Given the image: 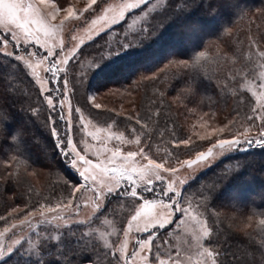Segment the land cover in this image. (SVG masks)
I'll return each instance as SVG.
<instances>
[{"label": "snow or ice", "instance_id": "obj_1", "mask_svg": "<svg viewBox=\"0 0 264 264\" xmlns=\"http://www.w3.org/2000/svg\"><path fill=\"white\" fill-rule=\"evenodd\" d=\"M66 2L0 0V55L20 62L30 70L27 74L38 86L42 101L51 113L46 126L56 148L81 177L79 184H73L66 178L63 180L64 192L54 197L55 205L49 199L47 204L37 201L38 207H12L8 216L0 214V221L8 225L0 230V259L10 254L14 246L20 245L24 239L20 236L11 244H6L5 237L9 232L17 236L18 233L13 230L23 232L25 227L35 229L39 223L64 221L67 224L65 216L58 210L79 215L83 208H90L87 219L74 222L91 223L93 218H99L98 213H105L103 210L111 197L119 196L106 211L110 210L112 219L103 221L110 229L100 233L103 248L89 240L90 232L85 233L73 242V245L80 244L81 247L73 246L57 252L55 259L60 264H81L82 261L97 264V257H100L102 264H137V258L139 264H243L238 253L229 255V250L223 248L213 228L208 226L204 211H201L208 208L211 189L189 191L187 186L195 172L210 168L217 159L228 153L237 149L247 150L245 145L264 147V50L256 47L253 41L248 54L250 70L231 77L232 80H237V77L243 80L250 96L245 104L246 111L243 114L239 111L235 113L240 119L226 122L216 129L221 134L226 128L235 129L230 130V138L217 136L211 140L209 135L197 133L200 141H209L208 145H200L191 141V137L176 140L173 133L170 143L177 147L185 145L188 158H181L183 153L173 151H165L154 158L156 154L152 152V145L147 143L151 139L148 121L160 116L159 106L155 112L145 113L144 116L139 113L125 116L124 122L129 128L126 136L114 118L106 127L93 125L89 119L91 109L103 107L97 102L96 94H88L83 107L73 104L72 97L87 84L91 72L116 52L106 40L99 49L98 59L85 62L80 59L79 47L84 42L75 43V33L81 29L91 32L101 22L112 28L130 20L128 27L133 28L143 20L147 27L141 29L139 35H151L165 20L171 19L173 12L187 11L190 0H158L159 10L153 0H120L119 3L114 0H87V6L79 10L64 6ZM135 10L140 11L133 18L130 14ZM84 13L89 15L85 16ZM149 17L153 21L159 19V24L154 27ZM61 33H67L69 37L67 46ZM96 35L100 36L102 32L97 31ZM117 43L121 50L131 47L127 33H124L123 41L117 37ZM9 44L12 50L8 49ZM202 57H205V53L201 51L190 65L186 61L182 63L196 69L197 75H200L199 69L204 67L200 62ZM45 65L43 71L47 76L42 77L37 69ZM196 79L193 76L192 82H186L184 86L195 92ZM201 79H204L202 75ZM223 90L221 87L220 91ZM244 101V96H238V105ZM31 111L35 115L39 109L34 107ZM107 111L114 112L116 116L123 115L115 109ZM73 113L76 114L75 118ZM10 119L7 107L0 104V137L3 138L2 142L7 141L9 147L17 149L19 154L23 151V133L17 129L14 133L5 134ZM90 125L94 130H88ZM136 126L143 130L145 143H141V136L136 135ZM74 129L82 134L79 138H74ZM253 129L256 130L255 136L252 135ZM85 137L90 138L91 142ZM124 145H134L135 150L125 151ZM185 170L192 171L184 176ZM5 175L15 180L11 163ZM85 193L91 195L85 197ZM125 198H129L127 205ZM34 219L36 224L33 223ZM189 222L192 224L190 238L184 241L183 246L170 243L168 237L173 232L183 231ZM260 224L264 225V219L260 220ZM55 226L59 228L60 224L56 223ZM53 239L60 241L59 236ZM57 245L58 249L65 248L60 243ZM259 246L264 249V239L259 241Z\"/></svg>", "mask_w": 264, "mask_h": 264}, {"label": "trees", "instance_id": "obj_2", "mask_svg": "<svg viewBox=\"0 0 264 264\" xmlns=\"http://www.w3.org/2000/svg\"><path fill=\"white\" fill-rule=\"evenodd\" d=\"M70 3L71 0H67L64 6ZM153 3L159 10L158 0ZM139 11L130 15L135 18ZM149 22L155 27L159 19L153 21L149 17ZM129 23L130 20L112 27L80 50V59L85 62L98 59L99 49L106 40L116 52L91 72L87 84L72 97V102L83 107L87 95L96 94L103 105L117 112L122 108L126 114L120 116L107 111L112 108L91 109L89 119L96 127H106L114 118L126 136L129 128L124 122L125 116L134 113L144 116L155 112L159 106L160 116L148 121L151 139L147 143L152 145V152L156 158L165 151L183 153L182 158H188L187 149L180 148V145L186 146L170 143L173 133L176 140L192 137L201 124L222 126L240 119L235 115L237 111L241 114L246 111L250 95L242 89L243 80L231 77L250 70L248 54L253 41L256 47L264 50V0H190L187 11L173 12L171 19L165 20L151 35H139L140 30L147 27L145 21L140 20L133 28L128 27ZM124 33L128 34L131 47L121 50L117 37L123 41ZM201 51L205 57L200 60L204 65L199 69L204 78L200 80L197 70L182 62L190 65ZM27 73L20 62L0 55V104L7 107L11 117L5 134L17 129L23 133V151L19 154L0 137V214L5 216L12 207H38L37 201L47 204L50 199L55 205L54 197L64 192L65 178L73 184L81 182L56 148L46 126L51 113ZM193 76L197 77L195 92L184 86L192 82ZM206 82L210 84V91L206 90ZM240 95L245 101L238 105ZM134 97L138 100L136 104L132 102ZM34 107L39 109L35 115L31 111ZM132 124L135 126L134 122ZM136 127V135L145 143L143 130ZM77 134L74 129V138ZM13 157L17 158L13 160ZM9 163L15 180L5 175ZM187 187L189 191L211 189L208 208L201 211L220 244L229 250L228 254L238 253L243 264H264V249L259 246V241L264 239V225L260 224L264 219V147L253 144L246 151L235 150ZM119 198L111 197L105 211ZM102 215L90 225H75L63 230L40 225L31 235V242L22 245L0 264H60L55 259L57 252L81 247L73 242L88 232L91 233L89 240L102 249L103 243L94 234V229L100 227ZM6 226L0 221V230ZM56 236L60 241L53 239ZM57 243L65 248L58 249ZM97 264H102L100 257H97Z\"/></svg>", "mask_w": 264, "mask_h": 264}, {"label": "rangeland", "instance_id": "obj_3", "mask_svg": "<svg viewBox=\"0 0 264 264\" xmlns=\"http://www.w3.org/2000/svg\"><path fill=\"white\" fill-rule=\"evenodd\" d=\"M114 2L119 3L120 0H114ZM70 4H71V5H70ZM70 4H69L70 6H72V7H74V8H76V9L79 10V9H83L84 7L87 6V0H71V3H70ZM153 4H154V3H153ZM84 15H85V16H88L89 14H88V13H84ZM62 16H63V13L61 14V18H62ZM138 23H139V22H138ZM138 23H137V24H138ZM117 25H118V24H117ZM115 26H116V25H115ZM112 27H114V26H112ZM109 29H111V28H109L106 24H104V22H101L100 24L96 25V26L94 27V29H93L91 32L86 31V30H83V29L78 30V31L75 33V35L77 36V40H76L75 43L79 44V42H80L81 40H83L84 43L81 44V45H79L80 50H81V49L84 47L85 44L89 43L90 41H93L96 37H98V36L96 35V32H97V31H101L102 34H103L104 32L108 31ZM61 36L65 39V43H66V46H67V44H68V40H69V37H68L67 33H61ZM90 36L93 37V39L90 40V39H89ZM8 49H9V50H12V45L9 44ZM43 67H46V65H45V66H42L41 68H39V69H37V70L40 72V75H41L42 77H46L47 74L43 71ZM27 71L30 72V70H28V69H27ZM205 85H206V90H207V91H210V84H208V83L206 82ZM36 87H37V89H38V86H36ZM242 89H243L244 91H246V93H248V94L250 95V92H248L247 88L244 87V83L242 84ZM130 100H131V99H130ZM135 100H136V101H135ZM137 101H138V100H137L136 97H134V99L132 98V102H133V104H136ZM97 102L100 103V104L103 106L101 109H105V108H112V109H113V107L107 106L106 104L103 105V103H102L100 100H98V99H97ZM116 111H117V110H116ZM118 112H121V113H123V114H126V113L123 111L122 108H120V109L118 110ZM73 116H74V118H75L76 114L73 113ZM74 122H75V120H74ZM203 125H204L203 127H201V126L199 125V127H198L199 129H198V130L192 135V137H191V141H194V142H200V143H202V145H208V144H209V141H200V140L198 139V136H197L196 134L199 133L200 135H209L211 140H215L217 136H220L221 138H230V135H229L230 130H231V131H234V130H235V129L232 130V129H228V128H226V129H225V132H224L223 134H221V133H217V132H216V129H218L219 127H222V126H224V125L219 126V125H214V124H211V123H207V124L204 123ZM95 127H96V126H95ZM88 130H89V131L94 130L93 125H90ZM213 133H215V135H212ZM255 134H256V130L253 129L252 135L255 136ZM80 135H82V134H81V133H78L77 136H76L75 138H79ZM85 138H86V139H89V141L91 142L90 138H87V137H85ZM184 146H185V145H184ZM123 147H124V150H125V151H126V150H135V146H134V145H124ZM245 147H246L247 150H248V147H247L246 145H245ZM180 148L186 149V148H184V147H181V145H180ZM245 151H246V150H245ZM233 152H234V151H232V152L228 153L227 155H225V156H223V157L217 159V160L215 161V163H214L210 168H212L213 166H215L217 163H219L220 161H222V160L225 159L226 157L232 155ZM182 157H183V155L181 156V158H182ZM154 158H156V157H154ZM158 162H159V159H158ZM210 168H208V169H210ZM208 169L199 170V171L195 172V173L192 175V177H190V182H191L193 179H195L196 177H198L200 174L206 172ZM72 170H73V169H72ZM73 171H74V170H73ZM191 171H192V170H185V171H184V176H188L189 173H190ZM74 172H75L77 175H79L76 171H74ZM79 177H80V176H79ZM80 178H81V177H80ZM76 195L79 196L80 194L77 193ZM90 195H91L90 193H85V197H88V196H90ZM128 199H129V198H125V200H124L125 205H127ZM82 202H83V199H82ZM114 202H115V201H114ZM112 203H113V202H112ZM112 203H111V204H112ZM108 204H109V203H108ZM108 204L106 205V207L108 206ZM74 205H75V202H74L73 206H74ZM110 206H111V205H109V207H110ZM106 207H105V208H106ZM58 211H60V214H61V215L65 216V219L67 220V224H65L64 221H57V222H53V223H39V224L37 225V227H39L40 225H42V226H50V227H52V228H54V229H56V230H63V229L66 228V227L75 226V225H78V226H79V225H88V224L90 225V224H92V222H93L94 219H95V218H93L92 222H91V223H87V224H81V223H76V222H74V221H77V220H85V219H87V217L90 215V212H91V209H90V208H83V209L80 211L79 215H75V214L69 213V212H67L66 210H65V211L58 210ZM103 211H105V209H104ZM100 214H103L101 220L99 221V225H100V227H97L96 229H94V234H96L97 237H98V238L101 240V242H102V239H101V237H100V233H102V232H107V231L110 230V229H109V226L106 225V224H104L103 221H104L106 218H107V219H112V217H111V214H110V210H109V212H106V211H105V213H103V212H102V213H98V214H97L98 217L100 216ZM33 223L36 224V220H35V219L33 220ZM56 223H59V224H60V227H59V228H57V227L55 226ZM208 226H209V225H208ZM191 227H192V224H191V222H189V223H187V224L185 225V228H184L183 231H180V232H173L172 235H171L170 237H168L169 242L172 243V244L175 245V246H183L184 241H185L186 239H189V238H190V232H189V230L191 229ZM35 229H36V228H35ZM35 229L25 227L24 230H23V232H20L19 230H13L14 232H17V233H18L17 236H13V233H12V232H9V233L6 235V237H5V243H6V244H11V243H12V240H14V239H16V238H19L20 236H23L24 239L21 240V244H20V245H16V246H14V250H13L10 254L6 255L3 259H0V262H2L3 260L7 259L9 256L13 255V254L16 252V250H18V249H19L22 245H24L25 243H29V242H31V241H32V236H31V235L33 234V232L35 231ZM9 238H11V239H9ZM112 239H115V237H113ZM31 244L33 245V243H30V245H31ZM131 251H132V246H131V244H130V246H129V252H131ZM137 264H139V258H137Z\"/></svg>", "mask_w": 264, "mask_h": 264}]
</instances>
